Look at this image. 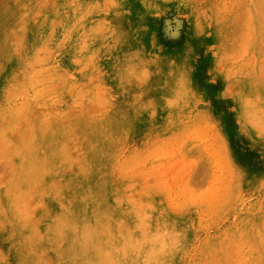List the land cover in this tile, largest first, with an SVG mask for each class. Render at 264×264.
Returning a JSON list of instances; mask_svg holds the SVG:
<instances>
[{
	"label": "rangeland",
	"instance_id": "rangeland-1",
	"mask_svg": "<svg viewBox=\"0 0 264 264\" xmlns=\"http://www.w3.org/2000/svg\"><path fill=\"white\" fill-rule=\"evenodd\" d=\"M117 257L264 264V0H0V264Z\"/></svg>",
	"mask_w": 264,
	"mask_h": 264
},
{
	"label": "bare ground",
	"instance_id": "bare-ground-1",
	"mask_svg": "<svg viewBox=\"0 0 264 264\" xmlns=\"http://www.w3.org/2000/svg\"><path fill=\"white\" fill-rule=\"evenodd\" d=\"M88 235L90 236V232L88 231V233L86 232L85 236L88 237ZM75 258L81 259V257L78 256L77 252H75ZM122 257H117L116 259H105L103 261V263H101L100 261L94 260V261H90V264H120L122 263ZM85 264V263H84Z\"/></svg>",
	"mask_w": 264,
	"mask_h": 264
}]
</instances>
